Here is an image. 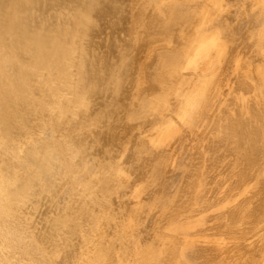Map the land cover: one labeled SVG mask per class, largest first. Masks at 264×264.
<instances>
[{
	"label": "bare ground",
	"instance_id": "bare-ground-1",
	"mask_svg": "<svg viewBox=\"0 0 264 264\" xmlns=\"http://www.w3.org/2000/svg\"><path fill=\"white\" fill-rule=\"evenodd\" d=\"M10 1L0 0V15L2 16V18H0V31L1 29L2 31L4 30L3 32L5 34L4 35L1 31L5 37L3 35V37H0H2V39L8 37L9 40H11V44L9 45L6 44L7 41L10 43L8 38L7 40L5 39L6 42L2 39V41L0 40V79L3 77V80L1 79L0 81H2V84L4 83L3 85H6L7 81L5 82L4 80H9L8 87L0 85L3 87H1L3 90L0 89V109L4 112L2 121L6 120L5 123L0 121V124H3L0 126V134L2 133L1 136L4 134L3 137H5H2L3 139L0 140V182L4 183L5 186L4 192L0 194V203H4V208L0 211V255L3 256L0 263L30 264L28 259L31 254H38L37 252L42 248L49 247L57 250L59 256L63 257L59 258L58 261L66 258L65 260H67V262H72L70 256L76 252L75 258H73L74 264H264L263 261L256 258L247 261L245 253H242V248L245 249L246 245H244V242L240 243L238 239L240 235L241 237L243 235L248 241L246 244L255 246L256 242L264 236V228L261 226V223L264 222V214L262 215V209L260 212V207L264 206V0H40V3H35L34 0H27L28 2L26 3V0H22V4L20 3L21 0H19L18 5L20 3L22 6H20L21 8L18 6L20 9L17 8V13L15 9L17 4L13 5V9V6L11 5L13 1ZM6 2L7 4L10 3L9 5H11V7L8 6L10 10L13 9L15 11L17 14L16 16L14 11L8 12L7 10H3V8H8V6L5 7L7 5L5 4ZM19 10L21 11L20 15L18 14ZM2 11H4V14L5 12H8L6 15L7 17L11 12L13 15H10L11 17L9 16V18H3L4 15ZM22 11L25 14H21ZM88 13H90L89 15H92L91 13H93L95 18L93 19V16H88ZM83 16L87 18L81 19ZM89 17L93 20L88 21L90 20ZM185 23H187L186 25L188 27L190 25L192 28V31L190 28L189 31L192 33H196L197 31L196 34L190 33L193 36L195 35L194 37L191 35L193 38L190 37L191 40L193 39V44H191L192 41L188 36L190 34L187 32L189 40H186V43H190L187 45L184 43V45L188 48L191 46V50L186 48L191 53L185 49L183 44L181 46V43H174L173 45H180L178 51L180 50V47H184L183 49L185 50L183 51L182 49L183 52L181 54L185 51L190 53V57H188L190 61L187 58L189 64L188 62H185L187 64L184 65L187 66V69L182 65V60L184 58L182 60H180V58L189 55H186L185 52L182 57H179L177 56L178 54H176V58H174L175 56L172 57L171 53L173 52L175 54L176 52L171 51L172 49L168 50V45L171 44V41L173 42V36H175V34L169 31H173V29H183ZM83 24L86 26L85 29L84 26H82ZM46 25L48 27H46ZM191 25L197 28L194 29L195 27H192ZM80 26L83 27L84 32L80 30L81 28H77ZM40 27H44L45 29L43 28L44 30H42ZM49 27H55V29H52L53 32L50 31L51 29ZM110 27L117 30L119 29L117 32L120 34L117 32L113 35L112 33H109L113 32V28L110 29ZM15 28L21 29H18L20 34H17L18 30L16 31ZM46 28L48 32L50 31L48 36L50 34L54 35H50L49 38H46ZM22 29L25 30L26 34L28 33V36H26L25 33L22 34L23 37L21 36ZM76 29L80 31H77ZM86 29L91 35L89 34L88 36V34H86L88 32ZM108 29H110L109 32H105ZM123 30L125 31L126 37L129 36L126 35L129 31H134L133 34L136 39L142 35V37L140 36V40L144 38L143 40L145 41L147 34H150L160 40L166 41L165 43L167 47L164 45L165 43L162 44L164 45L163 47H166L165 49H167L164 52L166 54H168L167 52H171L169 53L170 55L168 54L166 56H171L173 58L172 62L170 60L168 61L169 63H172L169 64L170 67L172 66V72L169 70L170 72L168 73H173L174 76L176 75L174 78H177L174 80L175 83H172L174 81L170 79L172 80L171 84H173L174 87L173 100L171 97V101L173 102H171V104H173V107L170 104L173 111L170 115L177 112L180 113L186 107L188 97L186 96L185 91L193 87L194 80H196L194 90L196 91V95L201 98V102H199L198 107L195 108L192 116L177 131L175 141L171 146L163 149H150L147 151L141 141H136L138 145L136 144L137 147H135L136 145L134 146L133 152L129 155L127 160V165L131 169H139V175L135 180H131L132 185L139 184L141 181L143 183L145 181L148 187H154L158 184V187L160 188L166 187L170 190L176 188L172 194V207H175L179 200L186 201L187 199V201H189V199L194 196L193 191L196 185L199 186L198 204L166 230L164 228L166 222L171 218L173 219L175 208L170 211L167 210L166 203L170 198L167 199L165 196H162L159 199L157 197L158 193L155 191L152 193L150 192V194H148V196L142 201H136L133 207L127 206L128 209H126V211L133 214L135 213L138 217L142 218L141 221L145 223H142V228L140 227L137 231L132 229L130 231V233L134 231L132 235H125V233L114 237L101 235L99 240L98 238L95 240V231H91L89 237H86L79 246L77 242H75V238L79 235L82 215L96 216L93 219L99 217V213L97 212L96 214V212L86 203L88 194L84 193V190L91 184L90 180L92 178L89 180V177L93 170L92 163L96 159L94 157L97 156L96 152H99L98 149L103 148L102 144L104 143H102V141H105V138L103 140L102 138L109 135L108 133H116L114 126L112 127L115 122L112 123L111 119L114 118L112 120L116 121L115 118L117 115L115 116L113 113L114 116H111L112 114L110 111L114 109L118 110L116 109L117 106L118 108H123L124 102L126 105V101L124 98L122 104L120 100L121 98L118 101L114 99L118 103H121H117L116 105L115 102L114 106L116 107L108 110V117L105 116L108 118L107 120L105 119L106 123L111 121L109 122L112 123L110 127L113 128L111 129L108 127L107 133L105 131L107 130L105 129L106 123L103 121L102 113L99 112L100 110L103 112L102 105H99V101H97V103L95 99L93 100V103L96 102L98 106V108L96 106L97 110L95 108L93 109L98 113L96 111L93 112L97 115L99 113L101 114L100 119H103L102 123H104L105 126L101 123V120L98 122L100 124L97 125L98 123L96 121L99 120V116L92 114V107L90 109V117L95 115L94 117L97 116V118H89L93 120L96 119V121L94 120L96 127H102L103 125V132L106 133V135L103 136L104 133L102 134V130H100L101 127H98L99 130L97 128L95 129V127H93V130L91 128L90 130H95L93 133L96 131V134L101 133V136L99 135L100 137L97 139L98 134L96 136V134L94 135L93 133H90L92 131L88 128L89 126H95L93 125L94 122H91L93 120H88L89 118L87 119V117L83 118V116H86L84 112H87L88 110L85 111V109L90 108V106L83 109L84 112H80L81 109L79 105H77V102L79 103L82 97H80V99L78 96L83 95L82 93L85 91L83 90V92L80 93V91H82L81 88L87 90L88 87H84L87 86L88 80L91 79V76L93 79L97 77L96 70L98 71V69L103 68L104 71H107L105 73H107L106 75H109V79L115 77L111 76L113 75L112 72L114 75L117 73H115L114 70L111 72V68V70L108 67V69L104 68L102 62L105 64L109 61V63L113 65L116 61H111L113 62L111 63L110 60H107L110 57L106 59L108 55L111 56V59L114 57L111 55L113 53L111 52L109 54L108 51L114 52L115 50L117 51V49L119 50L121 46H125H119L121 43L118 42V38L116 39L117 42L114 43V47L115 44H118L116 46L119 48H113L114 50H108L105 47L106 44H102L105 37L101 39L102 43L95 41V44L98 43V45L103 46L104 49H102V47L100 48V46L98 47L97 44L94 48H100L102 50L106 49L103 51V54L106 52L107 56H105L106 54L104 55L105 57L103 56L106 62L104 59L97 60L100 61L103 66L101 68H95L96 70H94V67H92V65H96V56H94V54L101 52V50L99 49V51L95 52V49L92 47L95 44H92V41L95 40L96 36L99 34V37L101 38L102 35L105 36L108 33L111 35L108 34V41H111V43L116 40L115 38H113L114 41H112L113 39L110 40L111 38L109 39V36L115 37L114 35H116L117 37L118 35V37L120 36L119 40L121 42L122 39H124V41L131 39L129 37L128 39L124 38ZM38 31H43V33L41 32L40 34ZM73 31L81 32L84 35H87L89 39L91 37L89 40L90 44H92L91 48L87 45L90 51L92 49L94 50L92 52L89 50V52L87 51V53H91L95 58V61L93 60L91 65L89 62L87 64L85 62L86 60H90L84 57V55H87L84 54L86 51L81 52V56H79L80 59L77 56L79 51L83 50L86 47L85 45L89 43L87 40L88 38H86L87 36L83 35V37L81 36V33H78V35L83 37L84 40H87L86 42L83 40L85 42L84 45V42L82 43L78 40L80 38L79 36L77 39L74 38ZM179 31L181 32L182 30ZM179 31L177 32L179 33ZM14 32H16L15 34H17V36L20 35L21 37H18L22 39L19 40ZM135 32H138L139 35L138 33L136 35ZM6 33H8L7 36ZM170 33L171 35L173 34V38L169 35ZM178 33L175 38H179L184 34L182 31L183 34L178 36L181 34ZM43 34L44 39L42 38ZM132 35H130V37ZM134 35L132 36L133 41L136 40ZM166 36L170 37L171 41L169 38H166ZM29 38H32V42L34 43L35 41L34 44L36 45L29 44L31 47L34 46L33 48L30 47L31 50L28 47L25 48V45L30 43ZM73 38L75 41L78 40L80 42L79 45L81 47V44L84 45L83 49H79L80 46H77L79 49H77V53H75V44L77 45V43L72 44V41L74 40ZM183 38L186 39L185 37ZM13 39L16 40L15 42H19L18 44H20V48H23V52H26L25 50L28 49L27 53H25L26 55L22 52V49L21 52L22 55L24 54L23 56L18 55L20 52H15L18 47L15 48L17 44ZM33 39L36 40L33 41ZM166 39H168V41ZM184 39H181L182 43ZM132 40L130 41L132 42ZM176 40L177 39L174 41ZM130 41H127L130 45L134 43H131ZM36 42H41V45L38 43L37 47ZM50 42L53 45L52 47L50 46L51 44H49ZM167 42H169L168 45ZM109 43H107V48L111 46L113 47V44L110 43L111 46H109ZM67 44L70 45L67 46ZM124 44L126 43L124 42ZM10 45H14L13 48H15V50ZM54 45L57 46L55 47ZM71 45H74L73 51L70 50L73 48ZM147 45H149V43L144 45L147 47L146 50L150 48V46L148 47ZM128 46L129 45L125 48H130V46ZM36 47L38 49H36ZM53 47L55 48L53 49ZM132 47L134 48V44H132ZM155 47L157 48H152L156 51L159 48L160 50L158 51L162 52V56L165 54L161 51V48L163 50V47ZM135 48L134 51L136 52L138 48L137 50H135ZM152 48L150 49L151 51H146V53L143 52L145 54L149 52L156 55L160 54L158 51L155 53ZM34 49L38 51L34 52ZM127 49V53L125 52V49H123V52L126 53H124V56H127L131 51V49ZM29 50L32 52V55L28 52ZM69 50L70 52L68 53ZM173 50H177V47L176 49L174 47ZM123 52L121 56L123 55ZM131 52L128 54L129 56H131ZM29 54L33 58L32 60H29V65H25L28 61L26 58L24 59L27 62L23 61L22 57ZM70 54L73 57L71 60L75 59L74 61L70 60ZM74 54H76V56ZM114 54L117 56L116 52H114ZM148 55H146L147 59L150 57V54ZM98 56L97 59H99ZM118 56L119 57L116 58H119V62H124L123 65L116 64L119 65V68L117 67V69H121L122 73L129 63L128 61H122L125 60L124 58L120 61V54H118ZM136 56L133 55V58ZM142 56L143 54L141 57ZM158 56L160 58V55ZM31 57L29 56L27 58L31 59ZM151 57H153V55H151ZM38 58L40 61H46V63L44 62V64H42V61L40 62L41 64H39V60L36 61ZM166 58L164 59V63L162 59L159 61L160 59L155 58V61L153 58H150V60L153 59L155 63L157 60L158 62H161L156 63L158 65L163 64L162 66H156L159 69V67H165V63L167 64V61L165 60H168V58ZM33 59H35V61ZM141 59L143 58H140V63H142ZM145 59H143V62L147 61V59ZM76 60L77 63L80 62L78 60H81V63H85L84 66H87V68L83 67L80 63L78 64L80 65L78 68V65L74 64ZM150 60L147 61L148 65ZM153 60L150 63L152 65V67L150 66L151 68L154 67ZM35 62V65L37 66H32L31 63ZM130 62L133 61L131 60ZM145 63L141 69L144 68L146 70V68H148L150 70L149 66ZM191 63L193 66H191ZM72 64H74V68L76 66V69L72 67ZM124 64L126 65L124 66ZM41 65L44 67L47 65V73L46 71H44L45 73L43 72L45 69L42 68ZM88 66L90 67L89 71H87ZM182 66L185 69L184 71L181 68ZM129 67L131 68L132 66H128V72L130 69ZM156 67L153 68V70L156 69ZM112 68L115 69L114 66ZM168 68L166 69L168 70ZM77 69L79 72H77ZM90 69L95 71V77L91 75L93 73H91ZM166 69L163 70L162 68L163 72L166 71ZM108 70H110L111 75L108 74ZM156 70L153 72L156 73ZM162 70L159 69V74H162ZM102 71H100V73ZM104 71L102 72V76L106 77ZM84 72L90 73V75L86 73L89 77L86 76ZM125 72L126 71H124V73ZM146 72L147 71H145V74ZM153 72H151V74L149 73L151 75L150 78L155 74H153ZM182 72H187L185 73L187 75L185 76ZM73 73L76 75L74 78L72 76ZM100 73H98V76ZM121 73L119 71V75ZM124 73L122 74L124 75ZM32 74H36V76H33L35 78L37 77V80L34 77L33 79L37 82H32L33 79L30 81ZM156 74H158V72ZM179 74H181V76L184 75V77L182 78ZM156 76L158 75H155V77ZM161 76L159 75L158 77V83L161 81V79H159L162 78ZM166 76H169V74ZM166 76H163V78ZM99 77L96 78L95 82L98 79H100V82L105 79V82H102V87L103 83H106L104 88H108L110 85L107 86L106 80L108 81V79L103 77L101 80ZM117 77L119 79L118 75ZM151 79L156 80L157 77ZM72 80L73 85L70 86L69 83L72 82ZM92 80L89 81V83L91 82L90 84H92ZM83 81L87 83H83ZM169 81L167 82L169 83ZM98 82L93 85L97 86ZM167 82L165 85L166 88L163 87L164 89H167V86H169ZM158 83L156 84H160L161 86L162 82ZM65 84L66 86L69 85V88H67L72 92L70 94L74 95V97L71 98L68 96V93L67 95L63 93L68 97H65L67 99L66 101L62 100V98H65H61V92H59L62 89L61 86L66 87ZM90 84L88 85L89 87ZM93 85L91 86V90L93 91H86V99L91 95L94 97V94H96L94 91L96 88L98 89L100 87L99 84V87L93 89ZM110 86L109 89H111ZM151 86L152 84H150V87ZM148 87H144V94H146V88ZM157 87L159 88V86ZM4 88L7 89L4 90ZM101 88L98 90H101ZM107 88L104 90H107ZM38 89L41 91L40 93H38L39 91H36ZM109 89L108 93H110ZM153 89L155 88H151V90ZM170 89L168 88L169 91H172ZM147 90L150 91L149 89ZM88 91L91 93L93 92V94L89 93L90 95L87 96ZM99 93L104 98L100 99L99 97L101 96L100 94L98 96L97 92L98 99H103L101 102L106 107L103 103L106 101L105 96H110L112 98V92L109 95H104L105 93L101 90ZM170 94L172 95V93ZM13 95H15V97L20 96V98L24 99L22 104L25 105L26 103V106H23L22 108L21 103L19 106L18 100L20 98L16 101ZM12 96L13 100L10 98ZM92 96L90 97L91 100L93 99ZM76 98H78V100ZM85 98L84 100H86ZM94 98L97 99V97ZM147 100L150 101L149 98ZM147 100H144V103H147L148 105L147 109H153L152 104ZM15 102L18 105H16ZM75 102L80 110L75 106L78 111L73 117L71 114L76 113V108L74 107L73 109L72 107L75 105ZM82 102L83 101L81 100V106ZM108 102H112V99H109ZM91 103H87V105H91ZM93 103L92 106L94 105ZM149 103L151 107H149ZM54 104L56 106H54ZM84 104H86L85 101L83 102V105ZM120 104H122V106H119ZM140 104L143 106L142 101ZM140 104L138 103L139 106ZM111 105L112 104L110 103V108ZM188 106L185 110H187ZM84 107L82 106L81 108ZM99 107L101 109H99ZM105 107H103V109ZM146 107L147 106H145V108ZM106 108L105 113L103 112L104 115L107 114ZM145 108L144 112L142 111L143 109L140 111V114L141 112L144 114L146 113L147 109ZM159 111H156V113ZM150 112H152V110ZM36 113L40 114L37 120L45 119L51 123L46 130L43 140L29 146L24 150L23 155L19 157L18 149L21 147L20 144L30 132L31 124L34 121L33 117ZM67 113H70V118L69 116H66L68 115ZM79 113H81V116L84 114L82 116L83 119L77 118ZM153 113H151V115ZM156 113H154L153 116H149V113L148 118L150 119L152 117V121L149 120V122H151L152 126H162L160 125L161 121L157 120L155 117ZM81 116L78 115V117ZM110 116L112 118H110ZM67 117L69 119L73 117L75 120L74 122L72 119L74 123L71 122L72 120H69L71 124H73V127H70L71 125L68 124L69 121ZM51 119L53 121H51ZM84 119L86 121H84ZM82 121L85 122L84 124L87 123V127L84 124L78 125V123L81 124ZM52 123L54 128L51 126ZM68 126L70 129H68ZM84 126L86 128L85 130L89 131H87L89 134H85L86 131L81 129ZM76 127L84 132H79L80 129L77 131ZM72 128H75L76 130L72 132ZM62 130H64V132ZM111 130L114 131L112 132ZM116 131L119 132L120 130L118 131L116 129ZM78 133L81 135L84 133L83 136L93 134L95 140L92 135L93 139L89 136L92 140L85 137L84 142L86 141V144H84L82 141L84 137L80 136ZM120 135V133H117L112 135V137L108 136L109 138H112V140L110 139L111 142L107 139L111 146L115 143V138H113V136L118 139V136ZM99 139L101 142H99ZM76 140H78V143H76ZM93 140L94 142H91ZM79 141L82 142L79 144ZM87 141L90 142L87 143ZM96 141L100 144L102 143V147L99 143H96ZM81 143H83V145ZM117 144L118 143L116 142L111 148L114 149ZM106 147L108 148V146ZM117 147L114 151L117 150ZM108 150H110V148L107 149L108 154H110L109 157H107L106 153V157L109 161L108 165L111 167H109V171L104 175L105 180L97 185V189H107V183L109 180L111 181L114 175L113 167H117L113 162L115 160L114 155L117 151L114 152L111 149L110 151H113V154ZM111 157L112 159H110ZM92 159L94 160L91 161ZM6 169L9 171L8 173H4ZM85 182H87V184H84ZM120 183V189L124 192L131 184L122 178ZM56 188H60V190L65 189L67 193L70 194L69 197L78 195L77 198H74L76 200V203L74 204V214L76 218L67 220V223L53 222L48 218L49 211L52 208L50 203L55 199L54 191ZM180 189H188L190 194L181 196L179 193ZM161 190H159V192ZM223 192L227 194V197L225 198L224 205L217 208V202L222 198ZM7 203L10 205H16V209L12 211L14 209L13 206H9ZM192 217L193 219L188 221L189 218ZM153 225L160 227V230L158 231L159 240L154 244L155 248L152 250L153 247H149L148 250L146 249L142 254L137 256L136 259L134 256H130L128 254L129 250L137 245L136 242L140 239L143 229H147V227ZM190 228H192V230H190ZM187 231L193 234L194 238L191 239L187 237V240L184 238L183 242L176 247L174 244L175 241L169 236V233H187ZM197 235L199 237H197ZM223 236L225 237L223 238ZM193 255H198L200 259L191 261L190 256Z\"/></svg>",
	"mask_w": 264,
	"mask_h": 264
},
{
	"label": "rangeland",
	"instance_id": "rangeland-1",
	"mask_svg": "<svg viewBox=\"0 0 264 264\" xmlns=\"http://www.w3.org/2000/svg\"><path fill=\"white\" fill-rule=\"evenodd\" d=\"M10 0H8V2H9ZM13 1V2H12ZM18 1L19 0H16V1H14V0H11L10 2H12L11 3V5L13 6L14 4H17L16 6H15V9H16V13H17V8H19L20 6H22L21 4H22V0H21V4L19 3V5H18ZM23 1H25V0H23ZM30 1V0H29ZM35 1V3H40V0H34ZM16 2V3H15ZM26 3L28 2L27 0L25 1ZM194 2V1H193ZM5 4H7V2L5 3ZM5 4H4V6H5ZM10 3H8L5 7H7L8 5H9ZM11 5H9L10 7H11ZM9 6H8V8H9ZM19 6V7H18ZM4 9L3 8V10L4 11H14L13 9H14V6L12 7L13 9L12 10H10V8L9 9ZM21 8V7H20ZM19 8V9H20ZM4 11H2V13H3V15H4V17L3 18H9V16L10 15H13L12 14V12L10 13V15H8V17L6 16L7 14H8V12L6 13L5 12V14H4ZM20 10H19V15H20ZM14 13H15V11H14ZM15 13V16L17 15ZM24 12L22 11V13L21 14H23ZM25 14V13H24ZM87 14V13H86ZM85 14V15H86ZM90 13H88V16H90V17H92L93 19L95 18L94 16V14L93 13H91L92 15H89ZM195 15V14H194ZM82 16V15H81ZM11 17V16H10ZM90 17H89V19H90ZM194 17V16H193ZM196 17V16H195ZM0 18H2V16L0 15ZM79 18H81V17H79ZM85 18H87V17H85V16H83L81 19H85ZM92 19V20H93ZM80 20V19H79ZM91 19L90 20H88V21H92ZM80 21H82V20H80ZM194 21V20H193ZM187 23H185V27L187 26L186 25ZM194 24V23H193ZM198 25V24H197ZM82 26H84V29L86 28V26L83 24ZM82 26H80V27H77V28H81L80 30L81 31H83V27ZM192 26V25H191ZM45 27V26H44ZM43 27V28H44ZM46 27H48L47 25H46ZM185 27H183V29H177V30H175V29H173V31H169V32H171V33H173V34H175V36H173V34L171 35V33L169 34V35H171V37L175 40V39H177L178 40V42H177V40L176 41H174L173 40V42L171 41V38L170 37H167L166 36V38H169L170 39V45H168V43L169 42H167V45H168V50H170V49H172L171 51H174V52H176L175 54L173 53H171V52H167L168 54L169 53H171V56L172 57H174L176 54H178L177 56H183V54H185V52L183 53V54H181L186 48H188V47H186V45L187 44H189L188 42L186 43V40H189L190 39V37H192L193 35L192 34H196L197 33V31H196V33H192L191 31V27H190V25H189V27L187 26L186 27V29H185ZM192 27H195V26H192ZM40 28H42V27H40ZM39 28V29H40ZM42 28V30H44ZM50 28V27H49ZM113 28V27H112ZM111 27H110V29H112ZM189 28H190V30L191 31H189ZM197 27H195L194 29H196ZM16 29V28H15ZM15 29H14V31H15ZM18 29H20V28H17L16 29V31L18 30ZM38 29V30H39ZM51 30L50 31H52L53 32V30L52 29H55V27L54 28H50ZM88 29V28H87ZM86 29V31H88ZM110 29H108L107 31H105V32H109V30ZM185 29V30H184ZM194 29H193V32H194ZM21 30V29H20ZM23 30V29H22ZM41 30V29H40ZM46 30H47V28H46ZM77 30V29H76ZM80 30H77V31H80ZM115 30V31H114ZM119 30V29H118ZM117 29H115V28H113V32H109V33H112V35L113 34H116V32L118 31ZM128 30V29H127ZM179 30H182L183 31V33L186 35H184L183 33H182V31L180 32ZM187 30V31H186ZM1 31H2V29H1ZM1 31H0V36H2L3 34H4V30L2 31L3 32V34L1 33ZM12 31V30H11ZM49 31V32H50ZM57 31H58V29H57ZM57 31H55V32H57ZM85 31V32H86ZM112 31V30H111ZM124 31V30H123ZM177 31H179V33H181L180 35H178V36H181L182 34V36L183 37H187V32H189L188 34H190V33H192V34H190V35H188L189 36V39H188V37L186 38V39H184L182 36V38L181 37H179V38H175V37H177ZM186 31V32H185ZM20 31L18 30V32H17V34L19 33ZM27 32V31H26ZM38 32H40V34H41V32L43 33V31H38ZM45 32H47V36H45L46 38H49V36L50 35H54V34H50L49 36H48V34H49V32H48V30L47 31H45ZM45 32H44V34H45ZM51 32V33H52ZM54 32V33H55ZM74 32V31H73ZM76 32V31H75ZM74 32V38L75 39H77V38H79L78 40H80V42H86L87 40H88V42H89V40L91 39V37H90V39H89V34L91 35V33L89 32H87L86 34H88V36L87 35H84L83 33H81V36H87L86 38H88L87 40H84V36L83 37H81V36H79L78 35V33L79 32H76L75 33ZM84 32V31H83ZM120 32H121V30H120ZM134 32V31H133ZM133 32H131V31H129V33H132L133 34ZM16 32H14V34H15ZM25 33V30H23L22 31V33H21V36L23 37V35L22 34H24ZM30 33H32V32H30ZM30 33H29V35H30ZM58 33V32H57ZM57 33H55V34H57ZM79 33V34H80ZM104 33V32H103ZM102 33V34H103ZM108 33V34H109ZM117 33H119V32H117ZM127 33V32H126ZM129 33H127L126 35H129L128 37L129 38H131V39H128V37H126L125 36V31H124V38H127L128 40H125L124 41V39H122V42L119 40L120 39V36L118 37V35H117V37H116V35H114L115 37H110L109 36V39L110 40H112L113 38H115V40L117 39L118 40V42L119 43H121V44H119V46H121V45H123V46H127V45H129L130 46V48H128V49H131V51H132V49H133V51L131 52V56H129L128 54H130V52L127 54V56L128 57H130V58H128L127 56H124V53L126 52V49L127 48H125V47H117L116 45H118V44H115V47H114V43H116L117 42V40L116 41H114V39L112 40V41H114V42H112L111 43V41H108V34H106L105 36L104 35H102V37L100 38L99 37V35L98 36H96V39H98V40H96L95 38V40H93L92 41V44H95V41L96 42H98V43H102V40L101 39H103V37H105L104 39H103V45H105L106 44V49H113V48H115L116 49V47L117 48H119V50L117 49V51L115 50L114 52H116V55L117 56H115V54H114V52L113 51H108V53L110 54L111 52L113 53V54H111V55H113L114 57H112V59H111V56L110 55H108L107 56V54H106V52L103 54V51H105V50H102V49H104V47L103 46H100V45H98V43H96L97 44V46L99 47L100 46V48L102 47V49H100V48H94V47H96V44L95 45H93L92 46V44H90V42L88 43V44H86L85 45V42H84V45L86 46L85 48H87V49H83V47H84V45L83 44H81L82 45V47L79 45V41L78 40H76V41H78V42H76L75 41V39L72 41V44H75V43H77V45L75 44V46H76V51H75V53H77V46L79 45L80 47H79V49H83V50H80L79 51V53H78V57L79 56H81L80 54H81V52L82 51H86V53H84V54H87L86 56L84 55V57H86V59L88 58V60L89 61H87L86 59H84V60H86L85 62H86V64L89 62L90 63V65L92 64V61L94 60L95 61V58H96V67L95 66H93L92 65V67H94V70H96L95 68H101L103 65V67L104 68H111L110 70H111V72L114 70L115 71V73H117V74H115L114 75V73L112 72V74L113 75H111V72H110V70H108V74H110L112 77H114L113 79H109L108 77H109V75H106L107 73H105V72H107V71H104V69L103 68H101V69H98V71L96 70V75H97V77H99V78H101V80L103 79V77L104 78H107L108 79V81L106 80V82H107V86L109 85L110 86V88L111 89H109V86H108V88L107 87H105V88H107V90H104L105 88H104V85L106 84H104L103 83V87H102V82H105V79H104V81H101L100 82V79H98L96 82H95V80H96V78L95 79H93L92 78V76H91V79L90 78H88V79H90V80H88V84H87V86H85L84 88H86V87H88L87 88V90H91L92 89V85L93 84H96L98 81L100 82H98V85L100 84V87L97 85H93V89L94 88H96V87H99V88H104V89H102L101 88V90L103 91V93H105L104 95H109V94H111V92H112V98L110 97V96H105V100L107 101V103H106V101L105 102H103L105 105H106V107H107V105H108V103H109V105H108V107L110 106V103L112 104L111 105V108L109 107V109H108V107L106 108L103 104H102V102L101 101H103V99L102 100H100L101 98H104V97H102V92H101V94L99 93L101 90H98L97 88H96V92L94 91V93H96V94H94V97H97V99L96 98H94L92 95V100L90 99V97L91 96H89L90 94H93V92L91 93L90 91H88V95L87 96H89V98L88 99H86L85 98V95L87 94V90L86 89H82L81 88V90L82 91H80V93L81 92H83V90H85L82 94L83 95H80V96H78L79 98L80 97H82V101L84 102L85 101V103L86 104H84L85 105V107H84V105H83V102H82V106L84 107V108H81L82 106L80 105V103H81V100H80V102L78 103L77 101V105H79V107H80V109L78 108V106L76 105V102H75V105L74 106H72L73 107V109H74V107L76 106L79 110H80V112H84L83 111V109H85L86 107H88V106H90V108H86L85 109V111L87 110V112H84V114L86 115V116H83L84 114H82V116H83V118H86L87 117V119L91 116V113H90V109H91V107H92V111L91 112H93V111H96L97 110V108H98V106H97V104H96V102L97 101H99V105H102V111L105 113V108H106V113L107 114H105L104 115V113L103 112H101V110L99 111L100 113H102V117H103V119H100V113L97 115L95 112H93L92 114H96L97 116H99L98 118H99V120L98 121H96V119H94L97 123L98 122H100V120H101V123L103 122V121H105V123H106V120L108 119V118H106V117H108V110H111L112 108H115L116 106H114L115 105V102H116V105H117V101L120 99L121 100V102H122V100L124 101V98H125V101H126V105H125V102H124V107L123 108H121V107H119L118 108V106H117V108L116 109H118V110H111L110 112H111V116H114V114H115V116H116V118H115V120L116 121H114V120H112V119H114V118H112L111 116H110V118H112L111 119V121H112V123H114L113 125H112V127L114 126V129H115V132L116 133H108L107 131H108V127H110L111 126V124L112 123H109V122H111V121H109V122H107L108 124H109V126H108V124L106 123V126H105V124L104 123H102L104 126H105V129H107V130H105L109 135H106V133L105 132H103L104 130L102 129V127H103V125H102V127H101V129L100 130H102V134L104 133V135L103 136H105V137H101L102 138V140L105 138V141L103 140L102 141V143H104V144H102V146H103V148L101 149L99 146H97L98 148H100V149H98V151L99 152H96V155L97 156H95L94 158H96L95 160L94 159H92L91 161H93L94 160V162L92 163V168H93V170H92V173L90 174V177H89V180H90V186H88V188H86L85 190H84V193L86 194H88V196H87V199H86V203L96 212V214H97V212L99 213V217L98 218H96V219H93V218H95V217H92V216H90V215H82V217H81V223H80V227H79V229H80V231H79V235H78V237L77 238H75L76 240H75V242H77V244L80 246L81 245V243L83 242V240H85L86 239V237H89V233L91 232V231H95L94 232V238H95V240L98 238V240L100 239V236L101 235H107V236H110V237H114V236H118L119 234H124L125 233V235L126 234H128V235H132L133 234V232L132 233H130V231L132 230V229H135V231H137V229L139 230V228L141 227V225H142V223H144V222H142L141 220H142V218L141 217H138L135 213L133 214V213H130L129 211H126V209H128L127 208V206L128 207H133V205H134V203H136V201L138 202V201H142L146 196H148V194H150V192L152 193V192H156V193H158V198L160 199L162 196H165L167 199H169L168 200V202L166 203V205H167V210H171V209H173V208H175L174 209V215H173V219L171 218V219H169V220H167V222H166V225H165V229L166 230H168V228L173 224V223H175L177 220H179L180 218H182L183 216H185L186 215V213L188 212V211H190V210H192L194 207H195V205L196 204H198V193H199V186H196L195 185V187H194V196H192V198L191 199H189V201H187V199H186V201H182V200H179L178 201V203L176 204V206L174 207H172V202H173V200H172V194L174 193V191L176 190V188L175 189H172V190H170V189H168V188H166V187H158V184L157 185H155L154 187H148L147 186V184L145 183V181L142 183V181L139 183V184H135V185H132V182H131V180H135L136 179V177L139 175V169H137V170H133V169H131L128 165H127V160H128V157H129V155L133 152V149H134V146L137 144L136 143V141L137 142H142V144L144 145V147H145V149L147 150V151H149L150 149H156V148H158V149H163V148H166V147H169V146H171L173 143H174V141H175V138H176V133H177V131L189 120V118L192 116V114H193V112H194V110H195V108L196 107H198V105H199V102H201V98H200V96H198V95H196V91L194 90V87H195V81L196 80H194L193 81V87H191L189 90H187V91H185V94H186V96L188 97V99H187V102H186V107L188 106V102H189V106H188V108H187V110H185L186 109V107L180 112V113H173L172 115H170V113H172V111H173V109H172V107H173V104H171V97H172V100H173V97H174V87H173V84H171V82H172V80L174 81V80H176L177 78H174L175 76H174V74L173 73H168V72H170L169 70H171V72H172V66L170 67L169 66V64H172L171 62H172V57L171 56H166V55H168V54H166L164 51H166L167 49H165L167 46H166V41H163V40H160V39H158V38H156L154 35H148L147 34V38H146V40L144 41L143 39L144 38H142V40H140V38L142 37V35H140L139 36V38L138 39H136V37H135V35H134V38L136 39V40H132V34H129ZM136 33V32H135ZM138 33V32H137ZM137 33H136V35H137ZM178 33V34H179ZM17 34H15L16 36H17ZM20 34V33H19ZM26 34V33H25ZM44 34L42 35V38L44 39ZM77 34V35H76ZM120 34V33H119ZM141 34V33H140ZM5 35V34H4ZM3 35V36H4ZM8 35V33H6V36ZM14 35V36H15ZM33 35V34H32ZM31 35V36H32ZM46 35V34H45ZM70 35L72 36V34L70 33ZM122 35V34H121ZM130 35H132L131 37H130ZM138 35H139V33H138ZM192 35V36H191ZM2 36V37H3ZM15 36V37H16ZM19 37H21L20 35H18ZM17 36V37H18ZM26 36H28V33L26 34ZM70 36V37H71ZM79 36V37H78ZM195 36V35H194ZM193 36V37H194ZM197 36V35H196ZM2 37H0V40L2 39ZM5 37V36H4ZM14 37V38H15ZM18 37V38H19ZM39 37V36H38ZM98 37V38H97ZM122 37H123V35H122ZM192 37V38H193ZM8 38V37H7ZM7 38H4V39H2L3 41H5L6 42V40H7ZM32 38H33V36H32ZM32 38H29L30 39V43H27V45H25L24 47L25 48H29L30 49V47H31V45H33L34 43H35V41L34 40H36V39H33V41H34V43L32 42ZM40 38V37H39ZM83 38V39H82ZM85 38V39H86ZM133 38V39H134ZM6 39V40H5ZM16 39V38H15ZM20 39H22V38H19V40ZM55 39V38H54ZM53 39V40H54ZM179 39H180V42H179ZM181 39H184L183 40V43H182V41H181ZM1 40V41H2ZM8 40H9V38H8ZM14 40V39H13ZM16 40H18V39H16ZM16 40H14V42L16 41ZM82 40V41H81ZM84 40V41H83ZM100 40H101V42H100ZM105 40V41H104ZM130 40H132V42H134V43H132ZM167 41H168V39H166ZM191 40V39H190ZM75 41V42H74ZM127 41H130L132 44H134V48H135V50H137V48H138V50L135 52L134 51V48L132 47V44L130 45ZM143 41V42H142ZM192 41V43L191 44H193V39L191 40ZM4 42V43H5ZM9 42L10 43H8V41L6 42V44H11V40H9ZM42 42V41H41ZM41 42H38V43H40V45H41ZM55 42V41H54ZM54 42H52V43H54ZM111 43V44H113V47L111 46V44L109 45V46H111V47H109V48H107L108 47V45H107V43ZM124 42L126 43V44H124ZM16 44H17V46L15 47V48H17V50H15V48H13V46L14 45H16V44H14L13 46L12 45H10V46H12V48L15 50V52H17V53H19L20 52V54H18L19 56H23L25 53H27V50L28 49H26L25 50V48H24V50L26 51V52H23V48H20L21 46H20V44H18L17 42H15ZM38 43L36 42V44H37V47H38ZM105 43V44H104ZM123 43V44H122ZM147 43H149V45H147L148 47L150 46V48H148V50H146L147 49V47L146 46H144V45H146ZM165 43V44H164ZM174 43H181V46H182V44L184 45V43L186 44V45H184L185 46V49H183L184 47H180L179 49V51H178V47L180 46L179 44L177 45V44H175V45H173ZM29 44H31V45H29ZM49 44H51V42L49 43ZM71 44V43H70ZM69 44V45H70ZM162 44H164L166 47L164 48L163 46L164 45H162ZM19 45V46H18ZM35 45V44H34ZM68 44H67V46H69ZM87 45L88 46H90V48H91V46L93 47V49H95V52H97V51H99V49L101 50V52H98L97 54L99 55H97L96 53L94 54V52H93V54H94V56H96L95 58H94V56H92V54L90 53H87V51L89 50L88 49V47H87ZM143 47H142V46ZM36 46V45H35ZM51 47L53 46L52 44L50 45ZM55 47L57 46V45H54ZM72 47L74 46V45H71ZM128 46V47H129ZM142 47V48H140V47ZM155 46H161V47H163V50H162V48H161V51H163L165 54V56L163 55L162 56V52H159L158 50H160L159 48H158V53H160V54H158V55H160V58H161V56H162V60H163V63H164V59L167 57L168 58V60H165V61H167V64L165 63V67H159V69H161L162 70V68H163V70H165L166 68H168V70L166 69V71H164L163 72V70L161 71V73L162 74H159V69L157 68L158 66H162L163 64H156L157 62H158V60H157V62L155 63V58H157V59H160L159 58V56L158 55H156V54H154V53H152L151 54V52H149V53H147V54H145L146 53V51L148 52V51H151L150 49L152 48V47H154V48H157V47H155ZM172 46H173V48H172ZM188 46H190V45H188ZM34 46H32L31 48H33ZM36 47V49H38ZM41 47V46H40ZM39 47V48H40ZM55 47H53V49L55 48ZM132 47V48H131ZM146 47V48H145ZM170 47V48H169ZM174 47H175V49H176V47H177V50H173L174 49ZM191 47V46H190ZM188 48L189 50H191V48ZM20 48V49H19ZM42 48V47H41ZM68 48V47H67ZM71 48V47H70ZM69 48V49H70ZM139 48H140V50H139ZM145 48V49H144ZM20 51H19V50ZM21 49H22V52L24 53L23 55H22V52H21ZM52 49V48H51ZM52 49V50H53ZM78 49V50H79ZM89 50L90 52H92V51H94V50ZM98 49V50H97ZM123 49H125V52H123L124 50ZM127 49V50H128ZM142 49V50H141ZM153 49V48H152ZM182 49H183V51H182ZM188 49H186V50H188ZM31 50V49H30ZM28 51V52H30V54L32 55V52L31 51ZM33 50V49H32ZM70 50H74V47L72 48V49H70ZM70 50L68 51V53L70 52ZM114 50V49H113ZM121 50V51H120ZM154 50V52L155 53H157V51L155 50V49H153ZM153 50H152V52H153ZM188 50V51H189ZM35 51H38V50H35L34 49V52ZM88 51V52H89ZM120 51V52H119ZM145 53H144V52ZM181 51V52H180ZM117 52H119V53H117ZM122 52H123V55L121 56V54H122ZM137 52H138V54H137ZM141 52H143V53H141ZM190 52V51H189ZM73 53V52H72ZM71 53V54H72ZM100 53V54H99ZM127 53V52H126ZM125 53V54H126ZM191 53V52H190ZM190 53H188V52H186V55L188 54H190ZM27 55V56H25V57H22V59H23V61H26L24 58H26L27 59V61H28V63H25V65H29L30 64V62H29V60H32V58L33 57H31V55ZM69 55L70 56V60H71V58H73L72 57V55ZM88 54H89V56H88ZM103 54V55H102ZM106 54V55H105ZM118 54H120V57H121V59H120V61L124 58L125 60H122V61H125V62H127L128 61V65L125 67L126 69H124V71H126L127 72V74H126V72L124 73V71H122V73H124V75L121 73V69H117V67L119 68V65L121 64V65H123V63L124 62H119V58H116V57H119L118 56ZM143 54V56L141 57V55ZM148 54H150V57L148 58L149 60H150V58H153L152 60L154 61V63H153V65H154V67L153 68H155L156 66V69H158V70H156V69H154L153 70V68H151L152 67V65L150 64L151 63V61L152 60H150V62H149V65L147 64L148 62L147 61H149L147 58H146V55H148ZM26 55V54H25ZM75 56H76V54H74ZM107 56L106 57V59L107 58H109V59H107V60H110V62L111 61H116V62H114L115 63V65H114V63L113 62H111V63H113V65L112 64H110L109 63V61L108 62H106L105 61V59H104V57L105 56ZM133 55H137L136 57H134L133 58ZM151 55H153V57H151ZM155 55H156V57H155ZM170 55V54H169ZM31 57V59L30 58H27V57ZM75 56H74V58H75ZM93 58H92V57ZM97 56L99 57V59H97ZM101 56V57H100ZM104 56V57H103ZM124 56V57H123ZM149 56V55H148ZM147 56V57H148ZM77 57V58H78ZM164 57V58H163ZM188 57H190V55L189 56H184V57H182V58H180V60H182L183 58V60H182V65L184 66V65H186L187 63H185V62H188V64H189V58ZM92 58V59H91ZM116 58V59H115ZM132 58V59H131ZM140 58H143V59H147V61H145V62H143V59H141L142 60V63H140L141 61H140ZM166 58V59H167ZM170 58V59H169ZM174 58H176V56L174 57ZM187 58H188V60H187ZM79 59H80V57H79ZM101 59H104V61L106 62L105 64H104V62H102V64H101V62L100 61H97V60H101ZM134 59V60H133ZM145 59V60H146ZM161 59L159 60V61H161ZM34 61H35V59H33ZM37 60H39V58L38 59H36V61ZM73 61L75 60V59H72ZM71 60V61H72ZM118 60V61H117ZM133 61V62H130V61ZM171 61L170 63L168 62V61ZM26 61V62H27ZM34 61H32V62H34ZM43 61V63L42 64H44V62L46 63V61H44V60H42ZM42 61H40L39 60V64H41L40 62H42ZM78 61H80V62H78L77 63V60L74 62V64H76V65H78L79 63L83 66V67H86L87 68V66H84V64L85 63H81V60H78ZM91 61V62H90ZM183 61H184V63H183ZM84 62V61H83ZM98 62V63H97ZM118 62V63H117ZM93 63H95V62H93ZM109 63V64H108ZM144 63L145 64H147V66H149V68H150V70L148 69V68H146V70L145 71H147L146 72V74H145V71L143 70V69H141V67L144 65ZM158 63H161V62H158ZM32 64V66H37V65H35L36 64V62L35 63H31ZM34 64V65H33ZM74 64H72L71 66L74 68ZM101 66H100V65ZM116 64H119V65H116ZM127 64V63H126ZM126 64H124V66L126 65ZM132 64V65H131ZM193 64H195V63H193ZM48 65V64H47ZM46 65V66H47ZM89 65V66H90ZM98 65V66H97ZM112 65V66H111ZM132 66L130 69H129V72L127 71V69H128V66ZM166 65H167V67H166ZM42 66V65H41ZM44 67V66H42V68H44L45 70H43V69H41V70H43V72L44 71H46V70H48L47 69V67ZM79 66L80 65H78V68H79ZM88 66V70L87 71H89V67ZM111 66V67H110ZM115 67V69H117V70H115V69H113L112 67ZM151 66V67H150ZM183 66L181 67L182 69H183V71L185 70L184 68H186L187 69V66H184V68H183ZM191 66H193L192 65V63H191ZM71 67V68H72ZM145 67V66H144ZM39 68H41V67H39ZM107 68V69H108ZM120 68H121V66H120ZM74 69H76V66H75V68ZM73 69V70H74ZM93 69V68H92ZM182 69H181V71H182ZM91 70V69H90ZM104 71V74L106 75V77L105 76H102V72L100 73V71ZM122 70H123V67H122ZM156 70V73L158 72V74H156L155 72H153V71H155ZM86 71V70H85ZM93 70H91V73H93V74H91V75H93V77H95L94 75H95V71H93ZM118 71V72H117ZM119 71H120V75H119ZM148 71H151V72H153V77L154 78H156L157 77V79L155 80V79H151V78H153V77H151L150 78V74H151V72H148ZM187 71V70H186ZM77 72H79V70L77 69ZM110 72V73H109ZM45 73V72H44ZM46 73H47V71H46ZM87 72H84V74H86ZM98 73H100V75L98 76ZM147 73H148V75H149V77H148V75H147ZM150 73V74H149ZM163 73H164V75H163ZM185 73H187V72H185ZM185 73H183L182 72V74H185ZM83 74V75H84ZM87 74H89L90 75V73H87ZM86 74V76H88ZM169 74V76H166V75H168ZM33 75H35L36 76V74H32V78H31V80L30 81H32V79H33ZM117 75L119 76V79H118V77H117ZM122 75V76H121ZM155 75H158V76H156L155 77ZM159 75L162 77V78H159V79H161V81L160 82H162L161 83V86H162V88H161V86H160V82L158 83L157 81H158V77H159ZM172 75V76H171ZM180 76H181V74H179ZM187 74H185V76H186ZM72 76H73V78L74 77H76V75L73 73L72 74ZM102 76V77H101ZM110 76V77H111ZM163 76H166V77H164L163 78ZM172 78H171V77ZM1 77H2V75H1ZM89 77V76H88ZM169 79H168V78ZM182 78L184 77V75H182L181 76ZM3 78V77H2ZM1 78V79H2ZM8 78V77H7ZM6 78V79H7ZM35 78V77H34ZM85 78V77H84ZM0 79V80H1ZM36 80H37V77L35 78ZM35 79H33V81L32 82H34V81H36ZM86 79H87V77H86ZM86 79H83V80H86ZM94 80V83H93V80ZM162 79H164V80H162ZM170 79H172V80H170ZM3 80V79H2ZM92 80V84H90L89 83V81H91ZM151 80V81H150ZM169 81V83L167 82V81ZM5 82L7 81V84L6 85H3L1 82L2 81H0V85H3V87H8V79L7 80H4ZM154 81V82H153ZM37 82V81H36ZM35 82V83H36ZM85 81H83V83H84ZM109 82V83H108ZM166 82H167V84L169 85V86H167V89H164L163 87H165V85H166ZM85 83H87V82H85ZM112 83V84H111ZM156 83H158L159 85H157ZM164 83V84H163ZM172 83H175V81L174 82H172ZM66 84H68V83H66ZM66 84H65V86H66ZM90 84V87L88 86ZM150 84H152V86L150 87ZM69 85L70 86H72L73 85V80H72V82H70L69 83ZM69 85H67L66 87H62L61 86V90L59 91V92H61V95L64 93V94H66L67 95V93H68V96H70L71 98L72 97H74V95H71L70 93H72L70 90H68V88H69ZM85 85V84H84ZM106 86V85H105ZM149 86V87H148ZM155 86V87H154ZM157 86H159V88L157 87ZM185 86V85H184ZM1 87L2 86H0V89H1ZM2 87V88H3ZM68 87V88H67ZM144 87H148V88H146V94H144L145 92H144V90H145V88ZM151 88H155V89H153V90H151ZM166 88V87H165ZM168 88L170 89V88H172V89H170V90H172V91H169L168 90ZM7 88H4V90H6ZM108 89H109V92L110 93H108ZM147 89H149L150 91H148ZM1 90H3V89H1ZM36 91H39V89L38 90H36ZM91 91H93V90H91ZM105 91V92H104ZM41 91H39L38 93H40ZM86 92V93H85ZM97 92H98V96H99V94H100V96L101 97H99L100 99H98V96H97ZM85 93V94H84ZM90 93V94H89ZM170 93H172V95L170 94ZM63 94V95H64ZM70 94V95H69ZM59 95H60V93H59ZM60 95V97L62 98V97H66L65 95L63 96H61ZM14 97H15V95H13ZM13 96L12 97H10L12 100H13ZM17 97V96H16ZM15 97V100L17 101V99H19L20 98V96L19 97H17L16 98ZM86 99V100H84V98ZM66 98H68V97H66ZM63 99L62 98V100H67V99ZM116 98H118V99H116ZM150 99V101L149 100H147V99ZM77 100H78V98H76ZM96 100V102L95 103H93L94 101L93 100ZM111 100L112 99V102H108V100ZM117 100V101H115V100ZM20 100V101H19ZM18 100V103H19V106H20V103L22 104L23 103V101H24V99H22V98H20ZM21 100H22V102H21ZM144 100H147L148 102H150L151 104H152V106H153V109H150V110H148L147 108H148V105H147V103H144ZM90 101V102H89ZM142 101V105L143 106H141V104H140V102ZM94 104L93 106H92V103ZM100 102H101V104H100ZM121 102H119V103H121ZM146 102V101H145ZM16 103V102H15ZM25 103V102H24ZM87 103H91V105L90 104H88L87 105ZM98 103V102H97ZM118 103V104H119ZM138 103L140 104V106L138 105ZM150 103H149V107H151L150 106ZM173 103V102H172ZM122 104H123V102H122ZM122 104H120L119 106H122ZM164 104V105H163ZM172 105V107H171V105ZM16 105H18L17 103H16ZM87 105V106H86ZM158 107H157V106ZM23 106H26V103H25V105H23L22 104V108H23ZM54 106H56L55 104H54ZM95 106V107H94ZM96 106H97V108H96ZM114 106V107H113ZM145 106H147L146 108H145ZM27 107H28V104H27ZM75 107V108H76ZM103 107H105L104 109H103ZM142 107H144L145 109H147V111H146V113H147V115H146V113L144 114V113H142L141 112V114H140V111L142 110L143 112H144V108H142ZM26 108V107H25ZM77 108H76V113H73V114H71V115H73V117H74V115L75 114H77ZM93 108H95V109H93ZM140 108V109H139ZM156 108H158L159 110H161V111H159L158 109H155ZM161 108V109H160ZM163 108V109H162ZM99 109H101L100 107H99ZM1 110V109H0ZM152 110V112H150ZM154 110V111H153ZM73 111V112H74ZM156 111H159V112H157L156 113ZM25 112V111H24ZM70 112V111H69ZM89 112V113H88ZM97 112V111H96ZM156 113L155 114V117H156V119L157 120H159V121H161L160 122V125H162V126H152L151 125V122H149V120H151V118L149 119L148 117L149 116H153L154 115V113ZM26 113V112H25ZM72 113V112H71ZM98 113V112H97ZM114 113V114H113ZM149 113H150V115H149ZM151 113H153L152 115H151ZM56 114V113H55ZM68 114V113H67ZM81 113H79L78 115L79 116H81L80 115ZM88 114V115H87ZM90 114V115H89ZM70 115V113L68 114V115H66V116H69ZM78 115H77V118H81V119H83L82 118V116L81 117H78ZM104 115V116H103ZM149 115V116H148ZM3 116H4V112H3V110H1L0 111V118H1V122L2 123H5L6 122V120H3L2 121V118H3ZM39 116H40V114H38V113H36L35 115H34V117H33V122H32V124H31V130H30V132L27 134V137L25 138V140L20 144L21 145V147L18 149V152H19V157H21L22 155H23V153H24V150H26L29 146H31V145H33V144H36V143H38V142H41L42 140H43V138H44V136H45V133H46V130L49 128V125H50V123L51 122H48L47 120H37V118H39ZM95 115H93L92 117L93 118H97V116L96 117H94ZM106 116V117H105ZM73 117L71 118V119H69L70 118V116H69V118H68V121L70 120H72L73 119ZM76 117V116H75ZM92 117H90V118H92ZM88 119V120H93V119ZM109 118V119H110ZM4 119H5V117H4ZM27 119V118H26ZM76 119V118H75ZM81 119H80V121H81ZM106 119V120H105ZM27 120H29V119H27ZM74 120V119H73ZM73 120L71 121L72 123H74L75 122V120H74V122H73ZM87 120V121H88ZM91 121V122H94V124L93 123H91V124H93V125H95L96 123H95V121ZM103 120V121H102ZM50 121V120H49ZM51 121H53L52 119H51ZM69 121V125H71L70 127H73V124H71V122ZM79 121V120H78ZM80 121H79V123H80ZM84 121H86L85 119H84ZM152 121V120H151ZM0 122V123H1ZM27 122V121H26ZM78 123V122H77ZM78 123V125H82V124H84L85 122H81V124H79ZM89 123V122H88ZM119 123V124H118ZM87 124V123H86ZM86 124H84L85 126H86ZM100 123H98L97 125H99ZM119 126H118V125ZM1 125H3V124H0V126ZM51 126H53V128H54V125H53V123H52V125ZM85 126L83 127V128H81V129H86L85 128ZM89 126V125H88ZM70 127L68 126V129H70ZM87 127V126H86ZM93 127H95V129L97 128L98 129V127L99 126H97L96 127V125L95 126H89L88 128H89V130L92 128V130H93ZM99 127V128H100ZM118 127H119V129H118ZM87 128V129H88ZM104 128V127H103ZM111 128V127H110ZM68 129H66L67 131H69ZM73 129V131L72 132H74V130H76L77 129V131H79V129H78V127H76V129L75 128H72ZM71 129V130H72ZM80 129V131L79 132H84V131H82ZM111 129H113V128H111ZM116 129L119 131V132H117L116 131ZM70 130V131H71ZM92 130H90V131H92ZM99 130V129H98ZM63 132H64V130H62ZM86 132H85V134L87 133V131L88 130H85ZM95 131V130H94ZM94 131H92V132H90V133H93ZM112 132L114 131V130H111ZM122 131V132H121ZM132 131V132H131ZM89 132V131H88ZM97 132V131H96ZM96 132L95 133H93L94 135L96 134ZM100 132V131H99ZM109 132H110V130H109ZM66 133H68V132H66ZM75 133H77V132H75ZM117 133H120L121 135L120 136H118V139L116 138L117 137V135H116V137H114L113 136V138H115L114 140H115V143L117 142L118 144H117V152L116 151H114L115 150V148L116 147H114V149L113 148H111V147H113L114 145H115V143H114V145L113 146H111V144H110V142H111V140H112V138H109V137H112V135H114V134H117ZM2 134V133H1ZM1 134H0V140L1 139H3V138H5V137H3L4 136V134L1 136ZM79 134V133H78ZM87 134H89V133H87ZM93 134H90V135H88V136H83L84 135V133H82V135L81 134H79L80 136H83L84 138L82 139V141L84 142V139H85V137H88V139L89 140H92L93 139V137H94V140H95V136L93 135ZM98 134V133H97ZM97 134H96V136H97ZM112 134V135H111ZM77 135V134H76ZM79 135H77V136H79ZM93 137H92V136ZM101 136V133H99L98 134V136H97V139H98V137H100ZM111 135V136H110ZM119 135V134H118ZM79 136V137H80ZM89 136H91V138L92 139H90V137ZM109 136V137H108ZM3 137V138H2ZM78 137V138H79ZM77 138V137H76ZM81 138V137H80ZM100 138V139H101ZM99 139V142H101V140ZM107 139H109V141L110 142H108V140ZM111 139V140H110ZM87 140V139H86ZM94 140L93 141H91V142H94ZM117 140V141H116ZM78 140H76V143H78L77 142ZM82 141H79V144H80V142H82ZM98 141V140H97ZM96 141V143H99V142H97ZM90 142V141H89ZM88 141H87V143H89ZM107 143V144H106ZM82 145H83V143H81ZM84 144H86V141L84 142ZM100 144V143H99ZM101 144H100V146H101ZM112 144H113V141H112ZM110 145V146H109ZM138 145V144H137ZM137 145L135 146V147H137ZM101 146V147H102ZM106 146H108V148L106 147ZM109 149L110 148V150L112 149L114 152H116L115 153V155H114V165H116L117 167H113V178L111 179V181L109 180V182L107 183V189H105V190H102V189H97V185H99V183H102L105 179H104V175L109 171V167H111L110 165H108V163H109V161H108V159H107V157H109V154H108V152H107V149ZM110 150H108V151H110ZM113 151H110V152H112L113 153ZM102 152V153H101ZM98 153H100V154H98ZM106 153H107V157H106ZM114 154V153H113ZM113 154H112V156H113ZM110 159H112V157L110 158ZM112 164V163H111ZM113 165V164H112ZM9 171L6 169L5 171H4V173H8ZM157 175V174H156ZM121 178L122 179H124L125 181H128L129 183H131L130 185H129V187H127V190L124 192L123 190H121L120 189V186H119V184H121L120 183V180H121ZM88 180V181H89ZM87 181V182H88ZM92 181V182H91ZM87 182H85L84 184H87ZM118 184V185H117ZM162 189V190H161ZM4 190H5V186H4V183H1L0 182V194H2L3 192H4ZM159 190H161L160 192H159ZM179 193H180V195L181 196H183V195H189L190 194V192L188 191V189H180L179 190ZM69 193H67V191L65 190V189H62V190H60V188H56V190L54 191V196H55V199H54V201L52 202V203H50V205H51V209H50V211H49V215H48V218L50 219V220H52L53 222L55 221V222H61V223H67V220H72V219H75L76 217H75V214H74V204L76 203V200L74 199V198H77L78 197V195H75L74 197H69ZM160 196V197H159ZM227 197V194L225 193V192H223L222 193V198L220 199V200H218V202H217V208H220V207H222V205H224V201H225V198ZM8 204V203H7ZM9 206H13V210L12 211H14L15 209H16V205H14V204H8ZM125 206V207H124ZM8 207V206H7ZM3 208H4V203H0V211H2L3 210ZM261 209H262V215L264 214L263 213V211H264V206L262 207H260V212H261ZM118 212H121V213H118ZM264 217V216H263ZM193 219V217L192 218H189V220L188 221H191ZM145 224V223H144ZM148 226V225H147ZM146 226V227H147ZM261 226L264 228V222H262L261 223ZM142 228V227H141ZM240 228V227H239ZM160 230V227H157V226H150V227H147V229H143V232H142V235H141V237H140V239L136 242V244L137 245H135L134 247H132L130 250H129V255L130 256H134V258L136 259L137 258V256H139L140 254H142L146 249L148 250V248L149 247H153L152 248V250L155 248L154 247V244L155 243H157L158 242V240H159V234H158V231ZM190 230H192V228H190ZM135 235V234H134ZM169 236L173 239V241H175L174 242V244L176 245V247L181 243V242H183V239L185 238L186 240H187V237L188 238H194L193 237V234H191L189 231H187V233H182V232H180V233H175V234H172V233H169ZM197 237H199L198 235H197ZM225 236H223V238H224ZM240 237H241V235H240ZM238 238L239 239V242L240 243H242V242H244V245H246V248L245 249H243L242 248V253L244 254L245 253V258H246V260L247 261H250V260H253L254 258H256V259H258V260H260V261H263L264 262V236L262 237V238H260L257 242H256V244H255V246L253 245V246H250V245H248V244H246V243H248V241H247V239H246V237L245 236H243L242 235V237L241 238ZM240 249V248H239ZM58 251L57 250H55V249H53V248H49V247H44V248H42L41 250H39L37 253L38 254H31L30 256H29V263L30 264H74V261H73V258H75V255H76V252L75 253H73V254H71V259L70 260H72V262H67V260H65L66 258H64L63 260H61L60 259V261H58L59 260V258H63V257H60L59 256V254L57 253ZM16 256V255H15ZM15 256H14V258H15ZM3 258V256L2 255H0V260ZM190 258H191V261H196V260H199L200 259V257H198V255L196 256V255H193V256H190ZM1 264V263H0Z\"/></svg>",
	"mask_w": 264,
	"mask_h": 264
}]
</instances>
